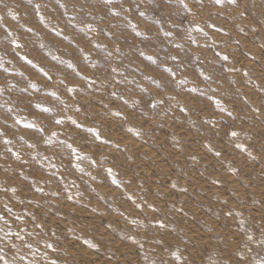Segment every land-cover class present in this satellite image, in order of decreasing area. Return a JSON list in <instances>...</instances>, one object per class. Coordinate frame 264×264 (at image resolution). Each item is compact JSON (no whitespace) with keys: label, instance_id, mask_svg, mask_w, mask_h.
Listing matches in <instances>:
<instances>
[{"label":"rangeland","instance_id":"obj_1","mask_svg":"<svg viewBox=\"0 0 264 264\" xmlns=\"http://www.w3.org/2000/svg\"><path fill=\"white\" fill-rule=\"evenodd\" d=\"M0 256L264 264V0H0Z\"/></svg>","mask_w":264,"mask_h":264},{"label":"snow or ice","instance_id":"obj_2","mask_svg":"<svg viewBox=\"0 0 264 264\" xmlns=\"http://www.w3.org/2000/svg\"><path fill=\"white\" fill-rule=\"evenodd\" d=\"M105 2H106V3H109L110 0H105ZM222 2H223V0H214V3H216V4H220V3H222ZM229 2H230V3H234L235 0H229ZM225 59H226V57H225ZM232 135H235V133H232ZM9 211H10V210H9ZM49 247H51V245H49ZM0 260H3V257H2V256H0ZM5 264H7V262H5Z\"/></svg>","mask_w":264,"mask_h":264}]
</instances>
